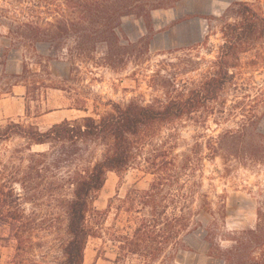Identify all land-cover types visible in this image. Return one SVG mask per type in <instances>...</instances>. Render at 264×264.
Wrapping results in <instances>:
<instances>
[{
    "label": "rangeland",
    "instance_id": "1",
    "mask_svg": "<svg viewBox=\"0 0 264 264\" xmlns=\"http://www.w3.org/2000/svg\"><path fill=\"white\" fill-rule=\"evenodd\" d=\"M7 1L0 0V7L6 8ZM236 1L264 16V0H181L152 10L149 22L124 17L116 41L122 47L120 60L101 62L99 52L90 64L79 62L80 73L69 63H50L43 70L30 58V67L39 75L11 77L22 73L23 51L5 55L10 39L5 37L7 27L0 25V91L20 83L13 93L0 96V128L15 122L46 131L65 119L99 117L116 103L161 107L171 99L187 98L219 74L223 14ZM247 46L228 57L231 77L215 101L192 114L144 127L132 137L136 158L122 172L107 173L87 216L95 235L86 244L84 264H220L210 254V240L226 247L230 233L255 226L264 200V37H255ZM102 50L111 59L108 49ZM38 81L60 86L40 88ZM212 137L222 141L213 155L206 147ZM113 148L110 136L39 145L18 135L0 140V188L13 195L10 206L0 207V264H64L72 179ZM168 153L179 161L193 155L197 195L203 194L198 216L203 226L185 233L178 249L169 247L155 261L131 254L115 263L119 248L114 237L130 225L129 214L116 207L131 189L149 187L154 175L145 169L148 161ZM201 198L195 199V209ZM210 229L215 237L208 234Z\"/></svg>",
    "mask_w": 264,
    "mask_h": 264
},
{
    "label": "trees",
    "instance_id": "2",
    "mask_svg": "<svg viewBox=\"0 0 264 264\" xmlns=\"http://www.w3.org/2000/svg\"><path fill=\"white\" fill-rule=\"evenodd\" d=\"M179 1L181 0H36L32 3L28 0H8L6 8L0 7V25L7 27L5 37L10 39L5 47V55L21 49L24 57L22 73L10 76L24 78L26 73L39 75V72L30 67V58L43 70L50 63H69L77 73L81 72L79 62L90 64L97 60L99 52L103 54L99 57L101 62L115 61V57L119 61L118 55L122 47L116 41L122 19L135 15L149 22L152 10L169 8ZM223 17L222 55L217 60L219 74L211 78L202 89L192 91L185 99H171L161 107L135 104L122 106L116 103L112 111L99 114V117L86 115L72 120L65 119L46 131H41L34 125L15 122L0 128V140L18 135L38 145L108 136L113 139L112 154L95 162L89 171L81 172L72 179V198L67 201L69 239L64 247V264H84L86 244L89 237L95 235L87 225V216L105 185L107 173L122 172L136 158L132 137L138 135L144 127L192 114L208 101H215L231 77L228 57L247 49L248 43L255 37H264V16L246 2H234ZM105 47L111 59L104 56L106 52L102 48ZM38 82L40 88L60 86V82L56 81ZM19 84L15 82L10 88L1 87L0 96L13 93V87ZM38 86L34 88H39ZM26 87L29 94L30 87L28 84ZM76 108L84 109L80 105ZM230 133L232 136L235 134L234 131ZM221 146L222 141L215 137L206 143L211 155L217 153ZM196 167L193 155L179 161L176 156L168 153L148 161L145 169L154 175L149 187L144 190L131 189L116 207L119 213L125 210L129 214L130 225L127 226L126 233L114 237L119 248L115 263L131 254L155 261L169 247L178 249L185 233L203 226L202 220L198 218L203 211V194L197 195L200 184L195 180ZM7 189L0 188L1 210L12 203L8 201L11 192L6 191ZM12 196L11 194L10 197ZM197 196L202 198L199 208L195 209ZM17 199L19 196L13 202ZM113 200L109 203L110 207ZM210 230L208 234L215 237L217 233ZM229 236L227 239L231 244L226 247L210 240V254L220 264H264V200L260 201L257 208L255 226L233 231Z\"/></svg>",
    "mask_w": 264,
    "mask_h": 264
}]
</instances>
